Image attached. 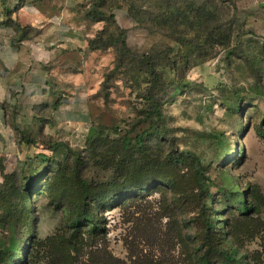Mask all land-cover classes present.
I'll return each instance as SVG.
<instances>
[{"label":"rangeland","instance_id":"1","mask_svg":"<svg viewBox=\"0 0 264 264\" xmlns=\"http://www.w3.org/2000/svg\"><path fill=\"white\" fill-rule=\"evenodd\" d=\"M25 3L69 21L75 45L63 63L79 90L61 98L83 102L64 111L69 123L55 118L56 102L23 121L10 115L13 135L0 141V250L14 246L13 264H24L28 250L25 264H194L199 204L178 196L200 169L226 245L248 264H264V205L244 218L233 193L249 202L257 188L264 194V0H0V7ZM120 30L127 55L114 41ZM150 66L163 76L161 114L152 118ZM126 137L136 146L125 147ZM183 152L192 156L174 170L176 191L158 189L166 188L158 177L164 165ZM77 172L100 188L91 210L103 235L71 227ZM125 176L153 187L127 199ZM114 191L122 196H109ZM233 221L244 225L236 239L223 231Z\"/></svg>","mask_w":264,"mask_h":264},{"label":"crops","instance_id":"2","mask_svg":"<svg viewBox=\"0 0 264 264\" xmlns=\"http://www.w3.org/2000/svg\"><path fill=\"white\" fill-rule=\"evenodd\" d=\"M7 9L2 12L0 7V141L13 135L9 118L14 110L17 121H23L19 119L25 120L34 109L61 100L55 118L69 123L70 114L66 118L64 111L76 110L83 102L76 95L61 98L62 92L79 90L77 73L63 63L75 45L69 21L47 16L46 7L39 4ZM27 30L37 33L30 36Z\"/></svg>","mask_w":264,"mask_h":264},{"label":"trees","instance_id":"3","mask_svg":"<svg viewBox=\"0 0 264 264\" xmlns=\"http://www.w3.org/2000/svg\"><path fill=\"white\" fill-rule=\"evenodd\" d=\"M117 43H119V52L123 55H127L129 53V48L127 46V43L122 38V31L120 30V34L118 37L114 39ZM150 71L153 77L152 86L148 90V100H149V106H148V113L149 117L152 118V116H159L161 114L160 110V103L158 101V98L156 97V91L163 85V76L159 74V72L156 70L154 66H150ZM61 104V100L56 101L54 104V109H58V107ZM259 133L263 134V131L260 129L258 130ZM20 142H24V140H20ZM143 137L138 136L137 138V147L138 151H143L144 144H143ZM28 144L35 143L34 141H27ZM36 144V143H35ZM132 144L131 140L126 137L125 138V147L129 148ZM135 145V146H136ZM174 155V154H173ZM171 157L169 162L164 165L163 168H167L165 172L160 174L159 182H162V185L166 188L162 189L161 184L158 187V189L165 190V189H173L175 190L178 186L177 178L174 174V170H176L179 165H184L188 159L192 156L190 152H183L177 157L173 156ZM148 168L152 169V166H149ZM162 168V167H160ZM139 169H135L133 171H138ZM148 173L154 175V171L149 170ZM75 179L78 181V186L75 187V192L77 195V198L79 200L78 208L76 210L74 219L72 221V226L75 231H78L80 228L86 225H91L89 229V233L96 237L99 235H103L106 233V230L104 226L100 222L99 216H95V213H93L92 206L101 198L99 197V190L100 188L98 185H95L93 183H89L85 180H83L78 172L75 174ZM124 179H127L128 185L126 186V189L124 190V193H126L124 196L127 197L128 194L135 192L138 188L139 190H146V189H152V184L149 182H142L141 178H137L135 176L127 178L125 176ZM125 188V187H124ZM176 191V190H175ZM181 192V191H179ZM236 193V203H234L235 206L238 207L239 215L250 219L254 216V214L257 212L261 204L264 205V194L261 193V191L257 188L256 192V198L255 202L248 200V196L244 192H233ZM115 195L114 198H120L122 195L117 194L115 191L111 192L109 196ZM181 199H184V201L188 202H198L199 204V214L197 218H195V225H196V237L198 240V245H195L194 247L189 248V260L190 262H193L194 264H248V256L247 255H241L240 249L235 245H226V242L224 240V236L222 234V231L217 230L213 215L211 214L212 211L208 204L206 203L207 200L210 198L211 193L209 188L206 186V183L204 182V173L197 169L192 177V184L190 190H186L184 192L179 193ZM235 196V194H234ZM130 196H128L127 199H129ZM175 199L172 200V204H174ZM229 205V204H226ZM171 207V205H170ZM172 208V207H171ZM171 212L173 213L172 209ZM3 221H6V216H3ZM216 219V218H215ZM16 220V217H12L10 220V223L14 225V222ZM244 228L243 223L239 224L236 221L231 222L230 224L227 223L226 226L223 227V231H227V234L229 237L237 238L238 233L242 231ZM14 246L11 247V249H5L0 250V261H4V264H13L16 255H14ZM30 251L21 258L23 260V263H27L28 257H29ZM21 255H19V258ZM1 264V263H0Z\"/></svg>","mask_w":264,"mask_h":264}]
</instances>
